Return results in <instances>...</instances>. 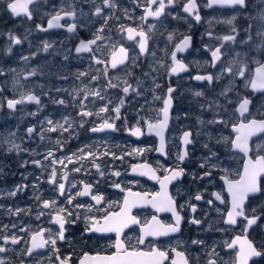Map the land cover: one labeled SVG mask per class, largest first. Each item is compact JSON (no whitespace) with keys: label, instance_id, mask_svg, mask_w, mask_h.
<instances>
[{"label":"flooded vegetation","instance_id":"flooded-vegetation-1","mask_svg":"<svg viewBox=\"0 0 264 264\" xmlns=\"http://www.w3.org/2000/svg\"><path fill=\"white\" fill-rule=\"evenodd\" d=\"M116 7L113 9L104 8L105 15H110L111 19L108 20L107 26L104 28V32L100 33L104 39L97 41L96 45H93L94 52L92 53H77L76 48L80 42L90 41L94 39V33L97 29L104 24L102 17L93 15L94 9L97 6H103V0H95L92 3L91 0H38V2L31 6L33 10V18L28 20L24 16L15 17L6 9L5 4L0 3V46H6V43L11 44L8 39V33H12L22 40L24 34L40 35L45 37L50 34L63 35L64 42L68 47V64L70 68V75L61 76L57 79L58 89L41 91L36 94L40 99V104L33 102H25L16 106L15 110H11L6 107L8 99H12L13 88L6 86L8 75L7 69L10 65H7V59L2 58L0 60V69L3 70V75H0V98L3 102V112L8 116H16L19 113H25L32 108H42L43 115L40 123H25L19 124L17 127H22L27 137H34L31 139H22L18 141L19 148H14L12 145L0 143V246L7 249L6 252L0 253V259L4 261V264H60V261L56 259L59 255L61 259L70 257L69 264H80L85 255L89 257L109 256L113 255L116 251L112 245L115 242V233H97L86 231L89 227L91 217L102 218L106 212L119 211L123 204L124 198L128 193H150L144 190V187H154L155 192L158 191V183L147 180L144 176L134 174L130 175L131 169L139 164H147L153 169H156V174L163 177L165 174V168H179L184 170V174L173 182L169 188V194L175 199L178 206L180 215L184 218L181 224V231L171 234L169 236H161L158 238L148 237L143 245L137 244V238L140 235V227L147 221H150L153 216H156L163 223H174V218L169 212L157 213L152 207H135L131 210V215L136 216L140 220L139 225H131L124 230L122 239H126L131 246L138 247L140 250H147L148 248L155 246L161 250L167 251L169 260H166L164 264H170V260L175 258V253L171 251L175 248L178 251L185 252L189 259V264H207L209 260L208 253L213 247L216 252L219 253L218 257H213L218 260V264H223V260H228L232 256V252L224 248V241H231L237 235H244L243 221L238 220V224L235 227L228 226L223 223L224 216L221 213H226L228 207L227 196L224 193L222 176L225 172L222 169L228 170V176L231 179H235L236 173L241 171L243 156L232 150L230 140L234 138L235 133L232 132L231 125L238 123L239 121L247 118H255L257 120L264 119V113L259 112L256 115H250V111L253 104L257 101L258 97L264 93H253L249 91L240 96L239 101L247 97L252 103L249 105V113L245 114V117H240L236 112L238 103L235 105L236 119L229 126L231 130V138L229 139V151L234 156L229 160L223 158L224 155H217L218 147L222 144L217 141L210 142V145L216 150L215 155H209L207 162L201 163L205 167L200 169L210 168L215 171L214 176H206V180H210L207 183L209 192L207 197L202 195L203 199L195 200V195H192L187 199V205L184 207L181 204L180 190L186 188L192 189L191 184L198 185L197 181L193 178H187V172L184 169L187 160L189 159V148L191 144L186 146L185 152L187 153L183 162L178 159L179 156V139L184 132H190L189 130H183L177 139L178 153L174 157L173 164L170 166H162V164H168L172 156L168 154V142L167 136L171 126V122L174 120V111L176 106L175 96L180 92L184 83L189 85L187 90V96L189 102L185 103L186 112L193 109H199L198 116L195 118L202 125L204 117L219 120L221 116V108L218 111H214L212 106L213 95L220 92L223 89V85L226 81L216 83V89L207 91L205 85H213L216 82L215 72L218 67L226 63V59H229V63L237 58L236 53L241 56L244 52L249 51L251 54L252 48L255 51L260 52L259 60H264V49L258 50V45L261 43L262 38L256 33L261 27L260 23L255 17L257 14V6L254 0H248L249 13L251 16H242L236 10L230 8L205 7L207 0H197L199 5V14L202 19L197 23L191 17H187L181 10V4H178L174 8L166 9V12H171L173 15L179 14L185 19H172V16L165 15L159 20L149 18L147 21H142L139 18L144 15L142 7L145 0H114ZM155 7V6H153ZM61 8L65 11H75L76 19L72 20L65 17L61 20L62 25L76 23L78 25L76 31L69 33L66 27L51 28L47 31H39L37 25H41L47 28L48 20L58 12ZM45 13V14H44ZM235 15L236 20L233 25H229L224 21L231 19ZM131 17V19L127 17ZM143 25L144 30L148 32V51L145 54L139 53V48L134 42L128 41L120 31V26H133ZM154 24L155 28L148 31V25ZM252 24L253 28L251 32H246L248 25ZM232 27H236L237 33L231 31ZM169 34H173L174 39L170 42L167 37ZM225 35H237V41L223 42L217 37H223ZM248 35L252 36V40L243 44L240 41L246 39ZM184 36L191 37L190 46L181 53H177V58L181 60L187 67L186 71L182 74L174 77L169 74V67L172 63L171 52L174 50V45L179 43ZM221 48V59L216 62V66H212L211 51L216 47ZM115 44L117 46L123 45L130 50V56H134V60H129L125 65L119 66L116 69H112L109 64H96L92 59V55H96L99 59L108 61L110 59L111 46ZM51 49V45L48 47L46 54L48 55ZM45 50L43 49L42 54ZM258 55V54H256ZM28 55L23 54L22 57ZM34 58V55H30ZM21 57V59H22ZM61 56H57L60 58ZM161 59V62L159 61ZM65 62V61H64ZM162 63L167 67L166 79L161 81V86L157 87L156 72L159 64ZM254 65L252 69L255 67ZM107 67V76L104 75L105 68ZM86 73L84 76H80L79 73ZM224 75L227 72H223ZM25 74V73H23ZM22 74V75H23ZM211 74L214 79L211 84L207 81H197L194 77L197 75H209ZM22 75L20 79L24 80ZM92 77H96L95 80ZM35 78V75H33ZM32 78V79H33ZM109 79L111 84L117 85L111 87L109 85ZM236 80L240 78L236 76ZM124 87H129V93L123 92ZM172 87L175 91L172 96V107L169 115L168 125L164 132V155H156L154 151L156 149V137L154 135L145 136L144 130L147 124L141 125L134 122L135 110L137 105L136 100H146L147 96L152 92L161 90L159 114L156 120L160 119L161 104L165 96L166 89ZM66 88V89H65ZM229 89L228 86L224 87ZM99 90L104 97L103 100L95 98L91 95L87 100L83 101L85 110L91 112H97L99 108L105 104L108 105L109 111L112 105L121 107L120 118L112 121L116 130L104 131L101 133L90 132L95 126H98L102 119L101 117H108V113H102L101 117L95 115L90 117H84L80 115L81 112V100L86 92H93ZM191 91H202V95L197 97L193 95ZM231 92L228 91L227 94ZM32 93H25L28 95ZM232 94V93H231ZM34 95V94H32ZM20 98V97H19ZM64 100V104L55 103L54 101ZM192 99V101H191ZM124 103L121 105L120 101ZM205 106L208 108L206 109ZM140 111V110H139ZM137 111V112H139ZM115 114V113H114ZM192 114V113H191ZM25 115V114H24ZM193 116V115H192ZM62 117L67 118L71 124L64 126L68 128L65 131L68 135V140L64 145L59 144L56 146V151L52 156H48V151L43 148L44 144H36L35 139L39 131L49 132L47 129L50 127L47 121L50 119L54 124L62 123ZM194 120V118H193ZM34 121L33 118H27L26 122ZM64 123V121H63ZM83 125V126H81ZM220 125V123H219ZM139 126L142 129V135L139 138L130 134V130ZM29 127L34 128V132L29 135L27 129ZM220 127V126H219ZM59 130V129H58ZM57 130V131H58ZM120 137L124 138L126 135L130 139L136 141L141 139H152L154 142V148L151 155L130 160L127 164L125 160H118L115 157L104 155L100 146H104L103 142L97 141V139L106 136L108 133L116 132ZM54 132H50L45 136H53ZM191 133V132H190ZM43 136V135H42ZM95 138V139H93ZM264 138V134H261L249 142V157L255 158L258 154L264 155L261 148L256 145L260 140ZM192 140V134L190 136ZM214 140V139H213ZM94 144L95 149L90 148ZM199 145V144H197ZM256 148V149H255ZM83 150V151H81ZM213 150L212 152L215 153ZM94 153L95 155L88 156L85 159H79L80 156L85 153ZM64 153V155H61ZM200 155V153L198 152ZM203 156V155H201ZM67 157H71L73 162H69ZM52 160L63 161V164H52ZM39 161L40 165L34 163ZM99 165V171L94 166ZM215 165V167H212ZM57 171V180L65 183V194L60 195L56 184L48 183L49 176L53 170ZM79 168L77 172L74 169ZM101 172L103 175H101ZM114 172H119V176L113 175ZM197 175V174H195ZM66 176L67 179H62ZM201 180L200 183L206 182ZM264 184V178L260 180ZM75 184V187L72 185ZM119 185L116 187L115 185ZM85 185L91 186V192L86 196H76L75 194L83 191ZM18 186H24L22 190L17 191L15 196L9 195V193L15 191ZM142 186V187H141ZM199 188V187H196ZM123 189V191H121ZM214 193H219L226 203L221 204L215 200ZM69 195L75 196L72 204L67 203V197ZM92 195L103 196V201L97 204L92 199ZM39 197V200L36 197ZM264 194L257 195L255 197H249V200L245 204L246 213L253 215L252 208H256V215H260V219L257 224L253 225L247 233L248 239L251 240L254 246L264 252V212L261 207V202ZM151 198L150 196L148 199ZM206 200H212L213 204L207 203L206 211H204V203ZM55 200L57 202L56 207H65L72 211L73 215L68 216L67 219L71 222L65 224V239L58 240L56 248L59 252H54L50 245L45 246L42 249L35 250L29 255L27 249L29 248L30 236L32 233L39 231L40 229H51L52 233L58 230V226L50 223L51 215H49L48 209H42V201ZM75 205H81V207H75ZM189 205L196 207V212L193 213ZM183 206V207H180ZM221 211L217 213L216 209ZM17 209L22 211L19 214H14ZM11 210V211H9ZM30 211L34 212V216L30 215ZM43 211L45 214L39 216V212ZM206 212V213H205ZM198 219L201 221L199 225L191 224L189 221L192 219ZM47 220V221H46ZM216 228L227 229V231L215 232ZM21 229H25L22 231ZM49 235L45 232V237ZM16 236L20 238V242L16 245L11 243L4 244L3 237ZM192 240H201L204 243L200 245L192 244ZM87 264H94L92 261H88ZM249 264H264V256H260L257 259H252Z\"/></svg>","mask_w":264,"mask_h":264},{"label":"snow or ice","instance_id":"snow-or-ice-1","mask_svg":"<svg viewBox=\"0 0 264 264\" xmlns=\"http://www.w3.org/2000/svg\"><path fill=\"white\" fill-rule=\"evenodd\" d=\"M38 0H0V3L5 4L6 9L11 13V15L15 17L24 16L28 20L33 18V10L31 8L32 5L36 4ZM87 2V0H85ZM92 3H95V0H91ZM178 4H181V0H145L143 5H139L142 7L144 15L141 16L139 19L142 21H147L149 18L154 20H159L162 16L170 15L172 19H185V17L179 16V14L173 15L171 12H166L168 8H174ZM155 6V7H153ZM116 7L114 0H103V6H97L94 9L93 15L97 17H102L104 20V24L99 27L94 33V39L90 41H81L79 46L76 48L77 53H92L94 52L93 45L97 44V41L104 39L100 33L104 32L105 26L108 24V20L111 19L110 15H105L104 8L113 9ZM205 7L213 8V7H220V8H230L236 10L242 16H251L249 13V2L248 0H207ZM181 10L183 13L186 14L187 17H191L197 23L201 22V15L199 14V5L197 0H183L181 5ZM65 17L70 18L72 20L76 19L75 11H65L61 8L58 12L51 16L48 20L47 28L42 27L41 25H37V29L39 31H47L51 28H60L66 27L69 33L76 31L78 25L76 23H71L67 25H62L60 23L61 20L65 19ZM131 19V17H127ZM252 19H256L259 21L261 27L257 31V35L262 38L261 43L257 46L258 50L264 49V0H258L257 6V14L255 17H251ZM236 20V16L233 15L231 19L224 21L229 25H233L234 21ZM155 28L154 24L148 25V31H151ZM253 28L252 24H249L246 32H251ZM121 33L125 36L128 41L134 42L135 45L139 48L140 54H145L148 51V41L149 35L148 32L144 30V26L138 25L136 27L133 26H120ZM231 31L233 33L237 32L236 27H232ZM237 35H225L223 37H217V39L222 40L223 42H233L237 41ZM8 39L11 41L10 46L7 48V52L10 54L12 51V45H20L22 43L21 38L18 36L8 33ZM167 39L172 42L174 39L173 34H169ZM252 40V36L248 35L246 39H242L240 42L243 44H247ZM191 37L184 36L179 43L174 45V50L171 52V65L169 67V74H179L180 72L186 71V65L177 58V53L184 52L190 46ZM49 45L45 43L44 50L47 51ZM223 47V43L220 47H216L214 50L209 49L211 51L212 57V66H216V62L220 61L222 53L221 48ZM130 50L123 45H115L111 46L110 52V59L108 61H104L99 59L96 55H92L91 59L96 64H109L112 69H116L119 66L125 65L126 62L129 60H134V56H130ZM239 53H236V56L239 57ZM24 60H28L27 56L22 57ZM253 63L256 65L254 69H249L247 64H244L238 60H232L229 65L222 70L223 72H227L228 74L235 75L244 80L245 88H251L253 92H260L264 93V60H259L253 58ZM234 66L236 67L235 72L233 71ZM107 67L105 68L104 75L107 76ZM246 72H249L250 75L246 78ZM34 75L35 72L30 73ZM0 75H3V70L0 69ZM80 76L86 75V73H79ZM197 81H207L209 84L213 82L214 77L209 75H197L194 77ZM93 80L96 77H92ZM219 79V77H216ZM109 85L111 87H116L117 85L111 84V80L109 79ZM159 87V85H157ZM175 91L172 87L168 88V95L167 98L163 100V108L160 110L162 112V119H159L157 122L152 123L148 122L147 128L149 134H155L160 138V149L159 151L161 154L164 153V130L168 125L170 109L172 107V96L171 94ZM228 91L231 89H226L222 95H226ZM123 92L125 94L129 93V87H124ZM91 95L95 98H99L101 100L104 97L101 95L99 90L93 92H86L83 99L81 100V112L80 115L84 117L90 116H97L101 117L102 113H107L109 111L108 105L105 104L99 108L97 112H91L85 110L83 101L88 99V96ZM197 97L201 96L202 93L197 91L195 93ZM156 99H160V97H155ZM25 102H33L36 104H40V99L32 94L28 95H21L19 99H8L7 100V107L11 110H15L16 106L19 104H23ZM55 103L64 104V100L54 101ZM231 103V100L228 101ZM121 105H123L124 101H120ZM252 101L244 97L242 98L239 103L238 107L236 108V112L239 113L240 117H245L246 113H249V105ZM116 113L114 119L120 118V108L115 107L112 109ZM102 122L91 129L92 132H102L105 130H113L115 131V125L112 120V117H101ZM50 127L47 129L49 132H55L58 129L61 131V134L69 129L66 128L64 125L68 124L71 127V124L67 118H65L64 123H56L54 124L52 120L47 121ZM212 123H220L228 126V122L224 119L214 120ZM83 126V125H81ZM232 132L235 133L234 139L230 140L231 148L237 150L244 154L245 161L243 164V169L241 172L236 173L235 179H231L228 176V170L222 169L225 172V175L221 177L224 181L226 186V190L228 193V197L230 198L227 203L230 204V207L226 209V213H221L224 216L223 223L235 227L238 224V220H242L243 223V232L244 235H237L231 241H224V248L230 250L232 252V256L228 260H223V264H249V261L253 257H260L264 256V252L258 250L253 242L248 239L247 233L248 230L260 219V215H256L257 212L256 208H252L251 212L253 215H248L246 213L245 204L249 200V197H254L260 194H264V184L261 183L260 177L264 176V155H257L255 158L249 157L248 153L250 151L249 148V141L253 136H256L258 133H264V119L257 120L255 118L251 119H243L238 123L231 125ZM29 135L34 132V128L29 127L27 129ZM130 134L133 136L139 137L142 135V129L137 126L133 130H130ZM191 133L184 132L182 137V142L184 145H188L192 143L190 139ZM43 138V137H41ZM222 140L225 143H229L228 137H222ZM9 143H11L9 141ZM59 143V141H58ZM12 147L19 148L18 145L13 144ZM83 151V150H81ZM137 154L141 153V149H134ZM186 152L183 155L178 156V159L183 162L186 156ZM53 153L49 152L48 156H52ZM95 155L94 153H85L84 155L80 156L79 159H85L88 156ZM104 155H108L107 152ZM114 155V154H113ZM120 159L121 157H115ZM68 161L71 163L72 158L67 157ZM35 164L38 166L40 165L39 161H34ZM63 164V161L52 160V164ZM99 171L100 166L95 165ZM201 167H205L204 164H201ZM212 167H215L213 165ZM75 171L79 172L80 169L76 168ZM133 172L141 175L147 176L149 179L155 180L160 185V190L155 193H129L128 196L124 198L123 204L120 207L119 211L115 212H106V214L102 218L91 217L89 227L86 231L90 232H97V233H115V242L112 245L116 249L113 255L109 256H95L89 257L85 255L84 259L81 260L80 264H87L88 261L94 262V264H164L166 260H169V255L167 251L161 250L158 247L152 246L147 250H140L138 247L131 246L128 244L126 239H122V235L124 230L131 225H139L140 220L136 217L131 215V210L135 207H146L150 205L155 212H169L171 213L172 217L174 218V223H163L161 222L156 216H153L150 221L145 222L140 227V235L137 238V244L143 245L145 240L148 237L158 238L161 236H169L174 233H178L181 231V224L183 221V217L180 215L178 211V206L176 204L175 199L169 194L168 192V185L171 184L173 181L177 180L184 174V170L179 168L177 165L176 168H165V174L163 177H160L156 174V169H153L151 166L147 164H139L133 167ZM101 175L103 173L101 172ZM113 175L119 176V172H114ZM204 176H211V171H205L203 174ZM203 178V177H201ZM62 179H67L66 176L62 177ZM48 183L56 184L59 190L60 195L65 194V183L59 182L57 180V171L53 168ZM75 187V184L72 185ZM119 187V185H115ZM24 186H18L17 189L9 195L15 196L17 191L22 190ZM123 191V189H121ZM91 192V186L85 185L83 191L76 193V196H86L89 195ZM215 200L219 201L221 204H225L226 201L219 193H214ZM151 199H148V197ZM75 196L69 195L67 197V203L72 204L73 199ZM39 200V197H36ZM92 199L96 201L97 204H100L103 201V196L101 195H92ZM203 199L202 195L197 194L195 196V200L199 201ZM209 205L213 204L212 200L207 201ZM57 202L55 200H44L42 201V209H48L49 215H51L50 223H53L58 226V230L55 233H52L51 229H40L39 231L32 233L30 236V244L31 246L27 249V253L31 255V253L36 249H42L47 245H50L54 252H59V249L56 248L58 240L65 239V224L69 223L67 219L68 216L73 215L72 211L65 207H56ZM75 207H81V205H75ZM183 207V206H180ZM191 211L193 213L196 212V207L194 205H189ZM11 211V210H9ZM22 211L17 209L14 214H19ZM217 212L221 210L219 208L216 209ZM43 211L39 212L37 218L39 216L44 215ZM189 223L199 225L201 223L200 220L192 218ZM24 231L25 229H21ZM221 231H227V229H222ZM45 232H48L49 235L45 237ZM4 244L11 243L16 245L20 242V238L16 236L3 237ZM204 242L201 240H192V244L200 245ZM7 249L3 246H0V253L6 252ZM172 252L175 253V258L170 260V264H189V259L186 256L185 252L178 251L175 248L171 249ZM209 260L207 264H218V260L213 257H218L219 253L216 252L215 247L211 249L208 253ZM56 259L60 261V264H69L70 257H65L61 259L59 255L56 256ZM0 264H4V261L0 259Z\"/></svg>","mask_w":264,"mask_h":264},{"label":"rangeland","instance_id":"rangeland-1","mask_svg":"<svg viewBox=\"0 0 264 264\" xmlns=\"http://www.w3.org/2000/svg\"><path fill=\"white\" fill-rule=\"evenodd\" d=\"M256 6H258V0H254ZM45 14V13H44ZM22 43L20 45H12V51L9 54L6 50L10 46L9 43H6V46H0V60L2 58L7 59V65H10L7 69V83L6 86H9L14 89L12 92V99H19L21 95H24L25 93H32L34 95L40 93L41 91L46 90H53L58 89L57 84L55 82L57 79L61 76H67L70 75V68L68 62V47L67 43L64 42L63 35H55L50 34L45 37H42L40 35H35L32 37L31 35L24 34L22 36ZM47 43L49 46L51 45V49L49 54H46V51H42L44 49V45ZM252 54L249 51L244 52L241 56L237 57L236 60L243 62L244 64H247L249 66V69H252V67L255 65L253 63V58L258 59L260 52H256L255 49L252 48ZM23 54L28 55V60L21 59ZM258 54V55H256ZM30 55H36L34 58H31ZM57 56H61L60 58H57ZM235 59V57H234ZM226 63L221 64L218 69L215 72V76L219 77V79H216L215 84L213 85H205V89L207 91L212 90V88L216 89V83L226 81L223 85V89H221L220 92L216 93V95H213L212 100V106L214 111H218V109L221 108V116L219 119H224L228 122V126H225L224 124L219 123H212V121L216 120L204 117V120L202 119L203 123L202 125L200 122L195 118V116H198L199 109H193L186 112V106L185 103L189 102V98H185L187 96V90L189 88V85L184 83L183 87L181 88L180 92L175 96L176 99V106L174 111V120L171 122V126L168 132L167 136V142H168V154L169 156H172L173 158L170 159V162L168 164H162V166H170L173 164L174 157L178 153V144L177 139L180 135V132L183 130H189L192 134V145L189 148V159L187 160L184 169L187 172V178H193L197 181L198 185L191 184L192 189L188 190L186 188H183L180 190L179 194H182L181 196V204L185 207L187 205V199L195 194H203L205 197H207V194L209 192V188L207 186L208 181L206 180V176L203 174L205 171H211L212 175H215V171L210 168L200 169L201 163H208L207 159L209 155H215L216 149L210 145V142L214 144L213 141H217L218 143L222 144L218 147V154L217 155H225L226 150L227 154L226 156H223V158H226L229 160L233 159L234 156L229 151V145L228 143H225L222 140V137H228L231 138V130L229 129V126L234 122L236 119V113H235V105L238 103L240 96H243L248 92L247 88L244 86V80L240 78L239 81L236 80L235 75L222 73V70L225 69L229 65V59H226ZM65 61V62H64ZM159 61L161 62V59L159 58ZM237 66H234L233 71L235 72ZM166 69L167 67L163 65L162 63L159 64L157 67L156 72V79H157V85L161 86V81L164 82L166 79ZM35 72V78L28 79V80H21L19 77L23 73H33ZM250 75L249 72H246V78ZM231 89L230 94L222 95V93L225 92L227 87ZM159 88V87H158ZM66 89V88H65ZM197 91H191L193 95H195ZM202 92V91H199ZM231 95V96H230ZM161 96V90L156 91L154 94L152 92L147 96L146 100L138 99L137 107L134 113L135 119L134 122L145 125L148 122H154L159 114V105L161 99H156L155 97ZM231 100V103L228 101ZM192 101V99H191ZM231 106V107H229ZM116 105H112L111 110L108 113V117H112L113 119L110 120V122L117 120L114 119L116 116V113L112 111L113 108H115ZM120 106V110H121ZM229 108L228 112H223V110H226V108ZM206 109H208L205 106ZM4 106L3 102L0 98V143L8 144V145H19L18 141L22 139H33L34 137H27L25 132L23 131L24 126L17 127L19 124H29V123H40L41 118L43 115L42 108H32L25 113H19L16 116H8L5 112H3ZM140 110V111H139ZM139 111V112H137ZM259 112L264 113V94L259 96L257 101L253 104V107L250 111V115H256ZM115 113V114H114ZM25 114V115H24ZM193 115V116H192ZM27 118H33L34 121H28L26 122ZM194 118V120H193ZM62 120L64 121V118L62 117ZM62 121V123H63ZM196 126L195 124H198ZM220 126V127H219ZM47 134H50V132H44L39 131L36 135V144H44L43 148H45V151L49 152H55L56 146L59 144L64 145L66 143V140H68V135L66 136V132H63L61 134V131H55L53 133V136H45ZM43 135V136H42ZM43 137V138H41ZM95 139V138H93ZM214 139V140H213ZM102 141L104 146H100L101 149L104 152H107L110 157H121L118 160H121L122 157L125 160V163L127 164L130 160H135L138 158H143L146 156L151 155V152L154 148V142L152 139H141V140H132L127 135L122 138L119 136L118 131L116 132V135L114 133H108L106 136L101 137L97 139V141ZM9 141L11 143H9ZM59 141V143H58ZM199 144V145H197ZM92 146L90 148L95 149L96 146L92 143ZM258 148H261L264 154V138L260 140L257 144ZM134 149H141V153L137 154ZM256 149V148H255ZM215 151L212 152V151ZM200 153V155L198 154ZM114 154V155H113ZM61 155H64V153H61ZM203 155V156H201ZM197 174V175H195ZM203 177V178H201ZM206 180L204 183H200L201 180ZM142 187V186H141ZM199 187V188H196ZM144 190L150 193H153L155 191L154 187H144ZM204 203V211H206L207 208V201L205 199ZM261 207L263 208L264 212V197L261 202ZM206 213V212H205ZM220 213V212H217ZM30 215L34 216V212L30 211ZM47 221V220H46ZM222 228H216L214 231L217 233L222 232Z\"/></svg>","mask_w":264,"mask_h":264},{"label":"water","instance_id":"water-1","mask_svg":"<svg viewBox=\"0 0 264 264\" xmlns=\"http://www.w3.org/2000/svg\"><path fill=\"white\" fill-rule=\"evenodd\" d=\"M255 68V67H254ZM253 68V69H254ZM183 72H180L179 74H182ZM179 74H171L170 76H172V77H174V76H176V75H179ZM22 77H23V79L24 80H28V79H32L33 78V75H31L30 73H25V74H23L22 75ZM249 89V91H251V92H253L252 90H251V88L249 87L248 88ZM253 93H260V92H253ZM167 95H168V88L166 89V92H165V96H164V99L165 98H167ZM163 99V100H164ZM6 107H7V103H6ZM238 107V106H237ZM163 108V101H162V104H161V109ZM160 109V110H161ZM170 111H171V109H170ZM238 113V112H237ZM239 114V113H238ZM160 119H162V112L160 111ZM166 129V128H165ZM105 131H111V130H105ZM90 132H92V131H90ZM102 132H104V131H102ZM164 132H165V130H164ZM97 133H101V132H97ZM164 134V133H163ZM261 134H264V133H258L256 136H253L251 139H253V138H255V137H257V136H259V135H261ZM144 135L145 136H150V135H154L155 137H156V140H157V142H156V149H155V151H154V154H156V155H164V154H161V152L159 151V149H160V138L158 137V136H156L155 134H149L148 133V128H147V126L145 127V130H144ZM140 137V136H139ZM139 137H137V136H135V138L137 139V138H139ZM182 137H183V134L181 135V137H180V139H179V156L180 155H183L184 153H185V149H186V146L187 145H184L183 144V142H182ZM235 137V136H234ZM234 139V138H233ZM250 139V140H251ZM250 142V141H249ZM232 150H234V149H232ZM235 151H237V150H235ZM237 152H239V151H237ZM242 156H243V162H242V168H241V171H242V169H243V164H244V161H245V156H244V154L243 153H241V152H239ZM249 154V153H248ZM133 169V168H132ZM131 169V171H130V175H134L135 173L133 172V170ZM240 171V172H241ZM147 180H150V181H154V180H152V179H149L147 176H144ZM264 178V176H262V177H260V180L261 179H263ZM176 181V180H175ZM175 181H173V182H175ZM223 181V180H222ZM172 182V183H173ZM171 183V184H172ZM171 184H169L168 185V188H169V186L171 185ZM223 187H224V193L226 194V196H227V202L229 201V197H228V193H227V190H226V186H225V184H224V181H223ZM160 190V185H159V183H158V191ZM129 195V193L128 194H126V196H128ZM255 197V196H254ZM149 199H151V198H149ZM228 204V207H230V204L229 203H227ZM146 207H151L150 205H148V206H146ZM227 207V208H228ZM171 214V213H170ZM31 246V244H30V242H29V247ZM36 250H38V249H36ZM35 251V250H34ZM257 258H259V257H253L252 259H257ZM251 259V260H252Z\"/></svg>","mask_w":264,"mask_h":264},{"label":"bare ground","instance_id":"bare-ground-1","mask_svg":"<svg viewBox=\"0 0 264 264\" xmlns=\"http://www.w3.org/2000/svg\"><path fill=\"white\" fill-rule=\"evenodd\" d=\"M231 96V95H230ZM229 107H231V106H229ZM229 111V108L227 107L226 108V110H223V112H228ZM196 126H198L199 125V123L198 124H195Z\"/></svg>","mask_w":264,"mask_h":264}]
</instances>
